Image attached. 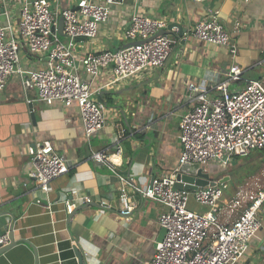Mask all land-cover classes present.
<instances>
[{
	"label": "crops",
	"instance_id": "obj_1",
	"mask_svg": "<svg viewBox=\"0 0 264 264\" xmlns=\"http://www.w3.org/2000/svg\"><path fill=\"white\" fill-rule=\"evenodd\" d=\"M59 1L61 7H75L78 0ZM20 5L21 0H6L16 21ZM111 8L110 18L100 26L97 37L84 39L80 51L117 49L128 44L125 31L135 12L165 19L168 24L177 21L188 32L181 37L174 27L176 34H168L176 42L164 66L100 88L97 98L107 105L108 122L90 139L85 135L77 105L59 101L47 104L39 100L36 88L23 87L19 74L9 77L5 88L0 89V233L10 232L13 227L17 244L0 255V264H36L33 246L39 264H78L76 245L87 264H147L155 254L162 228L159 215L167 206L138 194L134 211L121 216L119 178L92 158V151L115 153L119 142L122 150L118 172L138 185H146L154 176L178 171L180 121L194 105L188 88L191 81L217 83L233 63L240 65L243 73L229 84L232 90L264 77V0H125ZM201 19L223 23L238 46L237 54L226 46L190 35ZM3 20L0 15V22ZM45 59L25 46L21 48L20 64L26 69L45 66ZM79 71L82 78L91 80L81 67ZM109 79L105 70L94 87L105 85ZM46 140L66 156L69 166L51 183L48 192L32 176L28 152L31 145ZM227 170L217 175L210 172V176L224 177L228 182L231 173ZM250 182L237 186L227 202ZM260 183L264 184V177ZM86 194L95 202L84 203L81 197ZM67 197L78 201L71 218L63 203ZM101 198L107 199L112 208L98 206L96 201ZM49 201L52 212L46 207ZM224 207L228 210L226 203ZM226 210L221 213L222 219L226 218ZM261 216L263 238L252 240L242 264H264V205Z\"/></svg>",
	"mask_w": 264,
	"mask_h": 264
},
{
	"label": "built area",
	"instance_id": "obj_2",
	"mask_svg": "<svg viewBox=\"0 0 264 264\" xmlns=\"http://www.w3.org/2000/svg\"><path fill=\"white\" fill-rule=\"evenodd\" d=\"M3 1L0 89H4L9 77L17 73L25 89H37L39 100L47 104L59 101L67 106L77 105L88 139L108 122L107 105L97 98L100 88L124 83L149 69L164 66L176 42L168 34L154 36L167 27L165 19L135 12L125 31L128 44L117 49L80 51L82 41L97 37L100 26L109 20L111 6L125 0H78L75 7H61L59 0H21L17 21L7 8L6 0ZM61 17L65 39L59 28ZM189 33L203 41L226 46L233 55L237 54L238 46L232 35L218 20L201 19ZM23 46L31 53L44 56L46 65L37 69L22 67L20 51ZM80 67L91 80L82 78ZM105 70L110 74L109 81L94 87L96 78ZM242 73V67L233 63L225 78L217 83L210 84L205 79L189 83L194 105L180 121L179 166L198 163L209 172L213 165L224 169L237 157L264 149V77L232 90L229 84L238 81ZM121 150L118 142L115 153L99 150L92 151L91 155L119 178L123 202L119 214L124 216L134 211L138 194L167 206L158 219L166 233L156 242L155 254L147 264H242L252 240L263 227L264 184L260 183L261 177H255L251 185L237 191L226 203L228 210L223 215L226 218L222 219L219 202L229 186L227 180L222 181L224 177L210 176L216 184L199 189L179 188L175 186L178 168L173 173L154 176L141 186L118 172ZM28 152L31 174L41 189L48 192L51 183L68 171L67 158L55 150L50 140L31 145ZM192 193L199 203L209 206L207 211L197 212L189 207ZM81 198L86 204L95 202L88 194ZM37 202L42 200L37 199ZM63 203L67 213H71L78 201L67 197ZM96 203L112 208L105 198ZM46 207L53 211L52 202ZM9 243V231L0 233V248ZM261 247L264 248V243Z\"/></svg>",
	"mask_w": 264,
	"mask_h": 264
},
{
	"label": "water",
	"instance_id": "obj_3",
	"mask_svg": "<svg viewBox=\"0 0 264 264\" xmlns=\"http://www.w3.org/2000/svg\"><path fill=\"white\" fill-rule=\"evenodd\" d=\"M174 27L178 29V35L181 37H183L184 34L188 32V29L184 27L181 23L177 21H173L169 23L166 28H163L160 31H158L154 36L158 34H169V33L176 34L175 31H173ZM59 28H60V33L62 35H65L64 30H63V18L62 17L60 18ZM30 107L33 109L34 104L30 103ZM33 119L35 120V114H33ZM223 180L225 181L226 178L222 179V181ZM207 184L214 185L216 184V181L211 179L210 173L208 171L203 170V167H201L198 163L187 162V163H182L179 166L178 181L175 184L176 187H179V188L184 187L187 189H199V188L204 187ZM75 212L76 211H72L69 215V218H71ZM165 233H166V229L162 227L158 240H162ZM9 236H10V243L0 248V255L17 244V240H15V236H14L13 227L10 228ZM33 249L35 253L36 264H39L38 255H37V252L34 246H33ZM74 250L78 256V264H87L85 260L86 257L83 251L80 250L77 245L74 246Z\"/></svg>",
	"mask_w": 264,
	"mask_h": 264
},
{
	"label": "rangeland",
	"instance_id": "obj_4",
	"mask_svg": "<svg viewBox=\"0 0 264 264\" xmlns=\"http://www.w3.org/2000/svg\"><path fill=\"white\" fill-rule=\"evenodd\" d=\"M0 4H2V7H3L2 0ZM62 38H64V35H62ZM263 163H264V149H256L250 155L245 156V157L243 156L237 157L232 162V164L228 167V170H227V172L231 173V177L228 180L229 186L225 190V194L223 195L222 199L219 202V206L221 207L222 213L225 212L226 210L224 207V204L227 203V200L229 199V197H231L234 194L237 186H239L243 182L247 183L248 181L253 180L255 177L262 178V174H264ZM213 166H214L213 168L214 170L213 169L211 170L209 169V170L210 172H215L216 173L215 175L219 174L221 171L224 170V169L219 168L216 165H213ZM251 172H258V173L251 174ZM189 207L197 212L207 211L209 209V206L199 203L196 200L195 195L193 193L190 195ZM260 232L261 230L257 233L256 237L263 238L260 235Z\"/></svg>",
	"mask_w": 264,
	"mask_h": 264
}]
</instances>
